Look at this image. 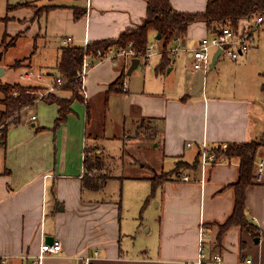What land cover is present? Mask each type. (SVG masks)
<instances>
[{"label": "crops", "instance_id": "0c3cea01", "mask_svg": "<svg viewBox=\"0 0 264 264\" xmlns=\"http://www.w3.org/2000/svg\"><path fill=\"white\" fill-rule=\"evenodd\" d=\"M208 1L170 0L175 9L189 13L204 12ZM14 4L25 5L7 10L8 5ZM35 5L45 8L37 13ZM76 9L83 14L76 16ZM147 11L148 0H7L5 14L0 16V22L6 24L0 42L6 41V33L10 41L17 33L22 34L0 58L3 66L0 82L9 69L24 68L17 81L8 83L38 85L47 93L54 91L69 96L70 92L65 90H48L59 76L57 66L62 47L69 43L84 47L86 41L91 44L117 38L126 29L142 24ZM6 14L10 19L3 21L1 18ZM261 25L249 52L222 61L231 64L233 71L237 69L234 76L238 81L250 78L251 81L244 82L245 86L250 84L246 91L232 94L228 85L213 87L206 77L203 87L195 91L198 75L192 74L183 85L173 89L142 90V95L150 99L142 107L136 105L139 110L132 113V122L137 124L135 141L149 139L150 146L156 149L159 167L141 163L150 171L142 177L151 181L154 176L151 173L174 171L183 162L175 170V176L170 175L153 193L151 187L149 193V197L158 199L156 205L161 206L164 215L158 244L141 245L134 251L124 246L122 201L115 199L112 191L105 190L109 181L118 177L117 172L105 171L109 165L102 156L105 150L96 142H101L106 132L98 129L94 118L96 110L101 108L91 100L93 95L100 94L95 88H103L101 93L108 98L106 104L111 97L129 93V87L122 90V82L110 90L122 73L123 81H128L132 73H128L129 61L120 57L110 64L91 66L85 80L87 98L81 103L74 100L66 121L57 128H53L58 115L56 103L40 99L25 107L19 121L8 125L5 142H0V264H82L81 256L95 250L99 251L95 264H193L202 226L206 230L207 248L220 251L228 264H264V181H255L246 189V219L251 228L234 224L220 237L219 224L227 220L235 204L234 190L224 187L237 180L240 159L234 157L213 165L204 180L198 169L190 168L203 141L214 146L264 139V28ZM212 33L206 22L192 23L181 50L191 58V51L200 39ZM156 36L154 30L150 31L149 41ZM22 37L33 39L35 56L26 55L6 66L3 55ZM68 37L73 42H68ZM50 54L56 56L54 62L48 60ZM91 54L90 60L94 61ZM159 55L151 71L162 74L171 67L167 71L171 72L175 63L163 68L162 54ZM18 61L22 62L16 65ZM44 65H47L46 75L41 73ZM28 71L35 76L22 77ZM248 71L249 75L242 73ZM37 106L38 115L29 116V111ZM120 126L125 137L129 128ZM91 139L99 151L93 157L103 165L94 170L107 176L100 188L87 185L88 177L80 176L87 166L85 158L90 152L88 146L93 145ZM191 141L195 145L188 146ZM122 151L124 158V146ZM165 158L174 160L169 169L164 168ZM130 175L134 179L138 177L137 173ZM185 175L194 178L185 180ZM124 176V173L119 175ZM147 229L153 234L152 224ZM55 238L62 240V252L47 255L38 263L42 241ZM247 259L252 262L247 263Z\"/></svg>", "mask_w": 264, "mask_h": 264}, {"label": "rangeland", "instance_id": "374dc122", "mask_svg": "<svg viewBox=\"0 0 264 264\" xmlns=\"http://www.w3.org/2000/svg\"><path fill=\"white\" fill-rule=\"evenodd\" d=\"M6 3L7 0H0V16L5 14ZM35 6L36 8H39L37 5ZM5 25L6 24L4 22H0V39L5 31ZM261 27L264 28V24L261 25ZM256 31L255 33H258V31ZM9 39L10 38L7 37L5 42L10 41ZM151 41H155L156 51L149 57V59H147V62H145V60H142L141 63L132 71V73L128 75L127 84L130 88L129 93H124L121 96L111 97V100L109 99L110 101H108V103L106 104V100L108 98L105 97L104 93H101L103 92V88L101 86H98L95 88V92H99L100 94L93 95L94 97L91 99H94L96 103H99L101 105V108L96 110V112L94 113V118L96 119V122L98 124V129L103 131V133L105 129L106 132L105 137L104 135L101 136V142L96 140V142L100 145V148H103L105 150V155L102 156L109 164L106 166L105 171L108 170L117 172L115 176H118L117 178H113L109 181L105 190L112 191L113 193H115L114 198L122 201V238L124 246H126V248H128L130 251L138 249V247L141 245L149 243L153 245L156 243L158 244L160 241V227L164 218L161 206L156 205V201H158V199H152L151 197H149V193L151 192L152 187V181L144 179V177H142L145 176L143 173H149L150 171H148L147 166H141V163L149 162L152 164H156L155 167L159 168L158 155L156 149L150 146L149 139H143V141L139 140L137 142L135 141L137 137V124L135 122H132V113L139 110L136 105L142 107V104H144L145 101L147 104L149 102L150 98L144 97V94V96L142 95L143 88L153 91L165 88L173 89L179 87L180 84L183 85V81L187 79V77H189L191 74L193 77L198 75V70L194 68V59L192 57H187L181 49L171 56L170 63H175L176 65V67L171 72L168 73L166 71L162 74L152 72L151 67L153 66L154 62L158 61L160 56L159 54L161 50V43L157 39H152ZM33 46L34 41L32 38H20L17 45L11 47L3 55V63L6 66H9L11 63H14L16 59L23 58L26 55H32ZM34 56L35 53L33 54V57ZM226 57L228 56L222 55L213 67L209 66L206 69L204 77H206V80H208L209 84H211L213 87L218 86V84L219 86L221 85L224 87H227L228 85V92L232 94H238L239 91H246V87H249L250 84L248 82V85L245 86L244 82L251 81L250 78L246 77L244 80L241 79V81H238L236 76H234V73H237V69H234L233 71L231 64L222 63L224 59H229ZM55 58V55L50 54L48 60L50 62H54ZM127 61L129 60L127 59ZM21 62L22 61H18L16 65H19ZM102 62L110 64L112 63V60L107 59ZM102 62L97 64V66L102 65ZM130 63L131 61H129V65ZM46 66L47 65H44L41 69V73H44V75H46ZM23 71L24 68L9 69L8 73L2 78V82L17 81L19 79V74H21ZM242 73L245 75H249V71L248 74L246 72ZM237 76L240 77V73L237 74ZM55 85L56 82L54 84H51V86ZM120 86L123 90L122 83ZM3 97V93L0 92V101ZM76 101L81 103V100ZM2 110H4V106L0 103V112ZM38 112L39 110L37 106L29 111V116L33 113L38 115ZM26 115L27 114H24V116ZM150 123L151 122H147V124ZM120 125H125V128H129L126 132L125 137L124 135H122ZM1 126H3V124L0 120V127ZM90 142L93 145L88 144V150L90 151L88 152V157H90L92 161H95V157L97 153H99V151H97L96 149L98 148V145H95V142L92 139ZM123 146L126 149L124 158H122L121 156L123 153ZM259 153L260 154L258 155V158L264 157V146L260 149ZM190 158H192V156ZM123 162L124 165H121ZM173 163L174 160L172 158H165L164 168H171L173 166ZM182 164V162L178 163L176 169H174V172L168 171V176L166 179H168L170 175L175 176V170H179L178 168L181 167ZM96 172V175H98L99 171ZM123 173L125 174V176L123 178L119 177V175H122ZM132 173H137L138 177L136 178L138 180L134 179V177L130 175ZM161 173L162 170L158 171L156 174ZM151 174L155 175V173ZM100 193L102 194L103 192ZM151 224L153 225L154 229L153 234L148 233L147 229V227Z\"/></svg>", "mask_w": 264, "mask_h": 264}, {"label": "trees", "instance_id": "16d2710c", "mask_svg": "<svg viewBox=\"0 0 264 264\" xmlns=\"http://www.w3.org/2000/svg\"><path fill=\"white\" fill-rule=\"evenodd\" d=\"M25 4L8 5L7 10L21 7ZM45 6L37 8V13L43 11ZM83 12L76 9V16ZM260 15L264 16V0H209L206 10L200 13H189L175 9L170 0H148V11L144 22L136 27H131L123 31L119 37L114 39L97 40L90 44L88 51L96 54L98 49H108L111 46H127L130 42L138 52H145L149 42L150 31L154 30L161 34L157 39L161 43L163 50L161 64L167 67L171 61V54L168 48L174 44L176 39H180L182 44L185 42L188 27L198 21L207 23L210 32H216L224 24H230L237 32L249 29L253 21ZM3 21L9 20L7 14L1 18ZM22 33L14 35L10 42H0V58L5 49L12 46ZM9 34H5V40ZM36 49V46L34 47ZM85 49L83 46L67 44L62 47L60 61L57 66L58 75L63 79V84L58 86V90L70 92L69 96H63L57 92L45 93V89L38 85H23L21 83H0V92L4 97L0 103L4 110L0 112V120L3 124V130L0 135V142L6 139L8 125L17 122L21 118V113L25 107L30 106L40 99L49 103L58 105V115L53 128L59 127L66 121L69 112L72 110L71 104L74 100H84V95L80 90L81 82L79 80L82 71ZM122 73L110 86L123 83ZM118 89V88H117ZM264 146L263 139H253L245 142H231L226 149H217L219 158L231 159L237 157L240 159L239 174L235 182L224 188H232L235 195V204L233 212L223 223L219 224L220 232L218 236L226 232L232 225L241 224L249 228L250 224L246 219V189L255 183L254 171L255 162L260 149ZM86 168L94 171V168H103L99 159L92 161L88 155L85 158ZM183 163V162H182ZM200 164V153L198 152L196 160L190 165V168L198 169ZM95 170V171H96ZM174 172V171H171ZM98 176V177H97ZM168 172L155 174L151 177L152 193L155 188L166 180ZM86 184L93 188H100L107 178L104 174L92 176L86 174Z\"/></svg>", "mask_w": 264, "mask_h": 264}, {"label": "built area", "instance_id": "2783aa9c", "mask_svg": "<svg viewBox=\"0 0 264 264\" xmlns=\"http://www.w3.org/2000/svg\"><path fill=\"white\" fill-rule=\"evenodd\" d=\"M264 22V16H258L254 21L252 26L245 30L237 32L230 24L222 25L218 31L213 32L212 34L202 37L197 45L191 51V57L194 59V68L198 71L206 72V69L210 66L212 57L217 49H223L222 55H227L232 59H237L243 53H247L252 48V42L254 40V33L258 27ZM68 42H73L72 37L67 38ZM90 44L86 41L84 49L85 55L83 60L82 71L79 76L81 82L80 90L83 93L84 97L87 98V88H86V76L90 70V67L96 63H100L104 60L116 61L118 58L123 57L132 61L134 57L140 58V63L142 60L147 62V59L155 53L156 45L155 41H149L147 44V49L145 52H138L133 46V43H129L127 46H111L108 49H98L94 55V61L90 60L92 54L88 51ZM182 42L180 39H176L173 45L168 48V51L171 55H174L177 51L182 49ZM163 50H160L162 53ZM139 63V64H140ZM35 76L34 72H26L22 77L33 78ZM41 79V76H38ZM63 79L61 77L56 78V85L48 88L49 91L56 90L58 86L62 85ZM122 87L124 91L128 90L127 82L123 81ZM47 90H45V93ZM35 118V116H33ZM3 130V126L0 127V134ZM188 146L195 145V142L191 141L187 143ZM229 143L224 142L218 145H209L208 142L203 141L199 146L200 153V164L198 170L201 172L202 180L205 179V174L208 169L213 165L220 162H228L226 158H219L217 149H226ZM225 160V161H223ZM96 171H89L86 167L82 169L80 174L81 177H84L86 174H91L92 176L96 175ZM254 177L256 182L264 181V157H257L255 162V171ZM193 177L190 175L183 176V179L190 180ZM63 250L62 240L55 238L52 241H42L39 253L37 255L38 263L43 261V258L47 255H56L61 253ZM99 251L95 250L93 253L81 256L82 264H95V260L98 259ZM247 263H251L252 259H247ZM186 264H189L186 262ZM193 264H228L220 251H211L206 246V230L202 226L200 228V243L198 255Z\"/></svg>", "mask_w": 264, "mask_h": 264}, {"label": "water", "instance_id": "95a60500", "mask_svg": "<svg viewBox=\"0 0 264 264\" xmlns=\"http://www.w3.org/2000/svg\"><path fill=\"white\" fill-rule=\"evenodd\" d=\"M157 39H160L161 38V34H157L156 36ZM223 52V49L219 48L216 50V52L214 53L213 57H212V61H211V64L210 66L213 67L216 62L218 61L220 55L222 54ZM140 63V58L139 57H134L131 61V64L129 66V69H128V73H131ZM171 67L168 68L167 71H170ZM0 69L2 71V67L0 66ZM204 85V72L203 71H198V78H197V85H196V89L195 91H199Z\"/></svg>", "mask_w": 264, "mask_h": 264}]
</instances>
